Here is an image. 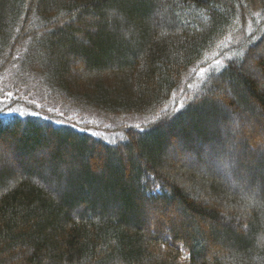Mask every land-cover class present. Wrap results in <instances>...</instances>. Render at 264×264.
I'll return each instance as SVG.
<instances>
[{"label": "trees", "instance_id": "1", "mask_svg": "<svg viewBox=\"0 0 264 264\" xmlns=\"http://www.w3.org/2000/svg\"><path fill=\"white\" fill-rule=\"evenodd\" d=\"M10 64L0 264H264V0H0Z\"/></svg>", "mask_w": 264, "mask_h": 264}, {"label": "rangeland", "instance_id": "2", "mask_svg": "<svg viewBox=\"0 0 264 264\" xmlns=\"http://www.w3.org/2000/svg\"><path fill=\"white\" fill-rule=\"evenodd\" d=\"M235 55H236L235 58L237 56L239 58V55H237V53ZM16 68H17V65H14V64H10L9 66L7 65L6 68H4L5 72L0 75V100L5 99V97H8L11 95V92L9 91L11 90V88L13 89V79H14V74H16L15 73ZM10 97L7 99H10ZM82 116L85 118H90L92 120H95L97 122L95 127H98V128L99 126L97 125H99L100 120L102 121L104 127L106 128H112L111 126L115 124L111 120L100 117L97 112H92L90 110L83 112ZM104 120H107V121H104ZM102 133L107 134L106 131L104 132L103 130H102Z\"/></svg>", "mask_w": 264, "mask_h": 264}]
</instances>
